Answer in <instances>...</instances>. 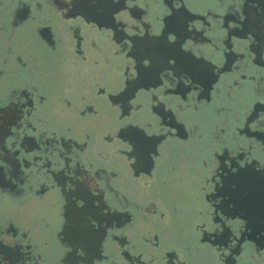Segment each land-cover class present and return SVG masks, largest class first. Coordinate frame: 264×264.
<instances>
[{
	"label": "flooded vegetation",
	"instance_id": "1",
	"mask_svg": "<svg viewBox=\"0 0 264 264\" xmlns=\"http://www.w3.org/2000/svg\"><path fill=\"white\" fill-rule=\"evenodd\" d=\"M263 99L264 0H0V264H264Z\"/></svg>",
	"mask_w": 264,
	"mask_h": 264
},
{
	"label": "water",
	"instance_id": "2",
	"mask_svg": "<svg viewBox=\"0 0 264 264\" xmlns=\"http://www.w3.org/2000/svg\"><path fill=\"white\" fill-rule=\"evenodd\" d=\"M235 35V38L238 42V44L240 46H242L243 48L247 49V46H246V43L249 41V37L248 35H241V34H234ZM244 63H246L245 60H243ZM248 65H251V61L249 60V62L247 63ZM244 88L246 90V88H248L246 86V84L244 85ZM245 100L248 102L249 99L248 98H245ZM247 102H244V103H241L238 107V110L241 112V115H245V114H249L250 112V108L248 109V105H247ZM253 106V105H252ZM253 112L254 113H260L262 116H264V99L261 100V101H258V103H255V105L253 106Z\"/></svg>",
	"mask_w": 264,
	"mask_h": 264
},
{
	"label": "bare ground",
	"instance_id": "3",
	"mask_svg": "<svg viewBox=\"0 0 264 264\" xmlns=\"http://www.w3.org/2000/svg\"><path fill=\"white\" fill-rule=\"evenodd\" d=\"M152 45V44H151ZM156 46V45H155ZM160 51V50H159ZM162 52V51H161ZM160 54V53H159ZM171 54V53H170ZM166 55V54H165ZM168 55V54H167ZM140 58V57H138ZM153 60V59H152ZM179 60V59H178ZM176 62V61H175ZM176 64V63H175ZM181 64V63H180ZM151 66V65H150ZM161 68V67H160ZM153 69V68H152ZM181 70V69H180ZM183 70V69H182ZM151 72V71H150ZM146 73V72H145ZM179 74V73H178ZM155 77V76H154ZM157 78V77H156ZM199 78V77H198ZM137 80V79H136ZM138 81V80H137ZM130 94V93H129ZM131 96V95H130ZM147 148V147H146ZM142 149V148H141ZM141 155V154H140ZM148 159V158H147ZM230 180V179H229Z\"/></svg>",
	"mask_w": 264,
	"mask_h": 264
}]
</instances>
